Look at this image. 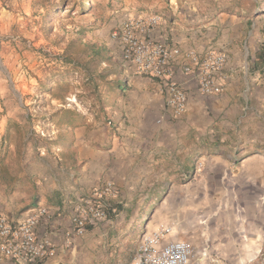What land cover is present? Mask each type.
<instances>
[{"label": "rangeland", "instance_id": "374dc122", "mask_svg": "<svg viewBox=\"0 0 264 264\" xmlns=\"http://www.w3.org/2000/svg\"><path fill=\"white\" fill-rule=\"evenodd\" d=\"M263 7L264 0H0V216L27 210L16 197L26 180L39 187L55 177L68 183L62 169L72 148L109 145L103 138L111 134L104 128L116 129L120 102L136 88L131 78L141 75L123 59L113 37L123 22L158 15L155 28L163 37L179 38L180 46L198 35L195 47L202 53L210 45L203 35L214 14L226 11L239 22L256 18ZM241 108L236 117L215 124L210 138L220 144L198 145V157H187L193 172L166 177L165 169L182 157L181 151L171 152L151 162L154 167L139 184L124 186L125 193L111 202L118 207L114 216L121 211L125 219L111 220L106 232L91 235L98 241L94 264H132L141 235L151 231L149 221L160 212L175 220L179 214L182 220H212L204 223L211 248L198 246L199 264H264L261 233L235 242L250 251L233 257L226 250L231 234L222 223L264 220V109L257 102ZM79 130L85 131L82 138L75 135ZM160 131L189 140L186 150L194 147L192 131L174 125ZM186 197H199V207L185 208L180 199L187 202ZM194 228L189 232L202 238L203 228Z\"/></svg>", "mask_w": 264, "mask_h": 264}, {"label": "crops", "instance_id": "0c3cea01", "mask_svg": "<svg viewBox=\"0 0 264 264\" xmlns=\"http://www.w3.org/2000/svg\"><path fill=\"white\" fill-rule=\"evenodd\" d=\"M255 15L256 18L246 17L236 22L228 12L221 11L214 14L205 26L207 32L203 38H208L206 44H210L206 49H215L226 55L224 70L217 75V81L223 89L221 92L211 94L200 90L198 77L194 71H184V64L190 60L187 54L191 51L197 52L195 42L198 35H195L191 42L179 46L177 44L179 38L174 37L170 40L163 37L157 28L153 29L154 38L170 46L176 45L181 50V54L176 57L175 77L187 91L186 112L178 117L170 114L167 109V91L162 80L152 76L134 75L131 80L136 88L131 89L128 99L120 102L121 115L112 124L116 129L111 131V126L104 128L106 135L111 134L103 138L109 141L107 147L102 150L93 149L89 145L80 150L72 148V156L65 158V168L62 169L69 181L65 185L57 177L52 181L53 184L45 187H39L38 181L26 180L25 187L19 190L16 197H19L22 202L20 205L27 210L10 217L25 218L40 207L48 209V214L39 223L37 231L39 235L50 238L54 250L50 256L37 264H94L92 258L98 241L91 237L92 233L96 236L97 229H104L106 232L105 226L109 225L111 220H124L125 215L120 211L114 216L118 207L111 202L115 197H111L109 212L112 209V215L108 212L106 221L91 223L83 235H77L74 233L72 218L82 197L107 181L114 183L118 196L121 197L122 193H125L124 186L127 188L139 184L147 170L154 167L150 163L171 152L181 151L182 157L177 165L172 164L173 167L165 169L163 174L166 177L193 172L195 164L190 163L186 166V159L198 157H194L198 152V145L220 144L213 137L210 138L217 121L224 123L228 117H236L245 109L241 108L243 102L248 109L253 102H257L264 109V7ZM172 125L194 132L195 139L193 138L191 144L194 147L186 150L183 146L186 144L185 141H189L186 138L163 137L160 134L161 127ZM84 132L79 130L75 135L82 138ZM163 133H166V130H163ZM205 138H209L206 143L203 140ZM180 145L182 147H179ZM245 156V159L249 158V155ZM162 163H167L166 158H162ZM186 198L187 202L185 198L180 199L185 203V208L195 210L199 207L201 203L199 197ZM167 200L170 207V199ZM163 206L167 207L166 204ZM177 207L182 206L179 203ZM173 216L170 213L166 215L165 212L156 213L149 221V230H155L159 225H174L173 238L190 241L197 247L202 245L211 248L208 242L210 236L204 228L205 224L208 225L212 220H182L180 214L175 220ZM222 223L227 225V231L231 234L229 239L231 242L226 249L230 256L247 255L250 251L249 246L244 243L242 247L237 246L235 242L238 240L244 242L251 238L250 235L261 233L264 241V220L237 218L223 220ZM198 227L204 230L202 238L189 232ZM0 264H8V260L1 254Z\"/></svg>", "mask_w": 264, "mask_h": 264}, {"label": "built area", "instance_id": "2783aa9c", "mask_svg": "<svg viewBox=\"0 0 264 264\" xmlns=\"http://www.w3.org/2000/svg\"><path fill=\"white\" fill-rule=\"evenodd\" d=\"M160 19L153 15L126 20L113 37L120 44L123 59L137 73L162 80L167 91V109L178 117L186 112L188 99L185 87L175 77L176 57L181 50L153 37L152 31ZM187 57L190 60L184 64V71L197 74L200 90L206 94L221 92L223 87L217 75L224 70L226 55L209 49L202 53L191 51ZM116 196L117 188L112 181H107L82 197L72 218L74 233L83 235L91 223L106 221L109 198ZM47 214L48 209L40 207L25 218L0 216V254L8 264H37L53 253L50 238L37 231ZM172 233L173 226L167 224L144 232L132 264H199V248L190 241L173 238ZM203 255H208L206 249Z\"/></svg>", "mask_w": 264, "mask_h": 264}, {"label": "trees", "instance_id": "16d2710c", "mask_svg": "<svg viewBox=\"0 0 264 264\" xmlns=\"http://www.w3.org/2000/svg\"><path fill=\"white\" fill-rule=\"evenodd\" d=\"M97 53H98V50H97ZM110 212H111V213H110ZM110 212H109V213L112 215V209L110 210Z\"/></svg>", "mask_w": 264, "mask_h": 264}]
</instances>
